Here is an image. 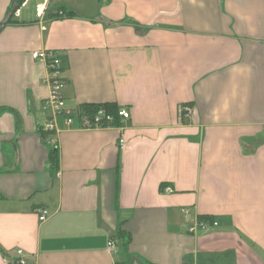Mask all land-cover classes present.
Segmentation results:
<instances>
[{
	"label": "crops",
	"instance_id": "1",
	"mask_svg": "<svg viewBox=\"0 0 264 264\" xmlns=\"http://www.w3.org/2000/svg\"><path fill=\"white\" fill-rule=\"evenodd\" d=\"M28 2L0 0V264H264V0ZM34 51L129 118L67 127Z\"/></svg>",
	"mask_w": 264,
	"mask_h": 264
},
{
	"label": "built area",
	"instance_id": "2",
	"mask_svg": "<svg viewBox=\"0 0 264 264\" xmlns=\"http://www.w3.org/2000/svg\"><path fill=\"white\" fill-rule=\"evenodd\" d=\"M57 2H64L66 0H56ZM51 0H44L42 4L37 5V14L38 18L41 20L43 18L44 12L49 6ZM17 11V10H16ZM18 14V11L16 12ZM33 60L43 64L47 69V79L46 84L49 89V95L44 105V108L50 109L53 116H62L64 123L67 127H70L74 120H77L82 129H95V128H107L112 127L111 124L114 121V118L111 115H108L104 109H99L93 115L81 114L78 109L70 110L64 102L62 97L61 90L64 86V80L62 78L61 62L56 57L55 53L51 51H34L31 53ZM191 109L189 106H182L180 108V114L182 117L190 118ZM119 119L126 120L129 118V113L123 109L118 111ZM43 130L46 132L54 131V124L47 122L43 125ZM118 147L120 150H123L125 147V139L123 135H120L118 141ZM169 191V189H167ZM48 212L42 210L39 213L38 220L39 222H44L47 219ZM217 223H207L203 221H197L195 224L189 227V233L193 234L197 231H207L211 227H216ZM108 249L112 252H115L116 245L114 241H109ZM17 258L14 264H36L30 262L22 250L16 251Z\"/></svg>",
	"mask_w": 264,
	"mask_h": 264
},
{
	"label": "trees",
	"instance_id": "3",
	"mask_svg": "<svg viewBox=\"0 0 264 264\" xmlns=\"http://www.w3.org/2000/svg\"><path fill=\"white\" fill-rule=\"evenodd\" d=\"M99 109H104V111L108 115H111L114 118V121L111 124V126H117L119 124L118 111L120 110V108L116 104L106 103V104H96V105H83L79 108V111L81 114L93 115ZM49 161H50L51 166L55 170L58 165V156H57L56 151L51 152L49 156ZM117 237L119 240L123 242L122 248L126 250L127 242L129 239L122 233H118Z\"/></svg>",
	"mask_w": 264,
	"mask_h": 264
},
{
	"label": "rangeland",
	"instance_id": "4",
	"mask_svg": "<svg viewBox=\"0 0 264 264\" xmlns=\"http://www.w3.org/2000/svg\"><path fill=\"white\" fill-rule=\"evenodd\" d=\"M53 2L51 3V8H53L54 7V5H57L58 4V6H63L64 4H66L65 2L66 1H64V2H56V0H52ZM42 2V0H29V2H28V5H27V7L25 8V10H35L36 9V6L38 5V4H40Z\"/></svg>",
	"mask_w": 264,
	"mask_h": 264
},
{
	"label": "water",
	"instance_id": "5",
	"mask_svg": "<svg viewBox=\"0 0 264 264\" xmlns=\"http://www.w3.org/2000/svg\"><path fill=\"white\" fill-rule=\"evenodd\" d=\"M14 2H15V0H14ZM16 10H17V5L14 4V11L13 12H15ZM1 27H2V25L0 26V30H1Z\"/></svg>",
	"mask_w": 264,
	"mask_h": 264
}]
</instances>
